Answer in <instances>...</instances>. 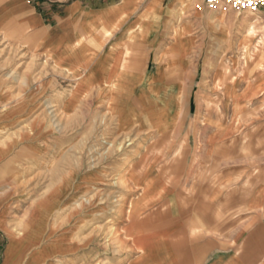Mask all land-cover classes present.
I'll list each match as a JSON object with an SVG mask.
<instances>
[{
	"label": "crops",
	"instance_id": "1",
	"mask_svg": "<svg viewBox=\"0 0 264 264\" xmlns=\"http://www.w3.org/2000/svg\"><path fill=\"white\" fill-rule=\"evenodd\" d=\"M198 7L0 0V264H94L104 177L83 171L82 144L65 131L66 117L77 133L83 116L98 115L118 131L171 137L148 140L153 150L125 175L138 191L132 235L168 249L151 264H264V137L244 139L248 102L264 92L239 81L191 91Z\"/></svg>",
	"mask_w": 264,
	"mask_h": 264
},
{
	"label": "rangeland",
	"instance_id": "2",
	"mask_svg": "<svg viewBox=\"0 0 264 264\" xmlns=\"http://www.w3.org/2000/svg\"><path fill=\"white\" fill-rule=\"evenodd\" d=\"M197 5L202 10L195 11V81L191 91L204 92L215 89L221 92L225 91L229 84L239 81L240 84L245 85L244 92L252 91L250 83L260 84L264 92V10L253 12L235 10L223 4L216 7H208L203 0H197ZM199 7L198 9H200ZM222 7H226L225 13L220 12ZM221 14L224 17L220 20ZM216 22H221V29H218L219 27L215 25ZM218 30L224 31L223 37L222 34H219L222 32ZM219 35L221 36L220 39ZM214 80L218 82L213 85L210 84V81ZM220 102L218 99L201 100V103H204L206 108L214 107L218 109ZM248 103L252 112L244 117V139H252L251 135L254 139H257L259 134H263L262 137H264V130L259 133L264 128V126H261L264 125V116H262L264 111V93ZM192 118V112L182 117L179 123V132H182V135L179 138H188L187 129L192 123ZM66 119H69L67 120L65 131L67 136L73 138L77 134L76 139L82 144L83 171H99L104 177L99 184V209L97 212H93L98 224L92 228L96 253L92 262L94 264H105L104 262L109 261L111 264H151L160 262L161 258L158 256L168 250L166 245L159 242L140 240L138 234L132 235L133 229L131 225L133 224L134 214L129 203L135 200L138 191L132 190L126 184L127 180L125 186L119 183L116 178L119 176V171L125 167L129 158L137 154L138 158H135L131 170L139 169L144 159H146V155L153 150L146 147L148 140L167 139L171 138L170 135L164 133L161 137H158L152 128L141 131H118L115 118L109 115L83 116L82 126H79L76 133L73 129L72 121L70 122L72 118L66 117ZM108 142H112V145H109ZM139 143L142 147L138 146ZM113 144L116 148L113 147ZM125 144L124 149L122 145ZM119 148L120 151H118ZM118 152L120 153L118 154ZM117 197L120 200L113 202ZM90 198V196H84V201H88ZM117 203L119 207L114 206ZM95 208L93 207V210ZM116 219L120 221L118 228L115 225ZM109 225L115 226V233L119 234L120 238L126 239L125 236H129L127 245L122 246V251L119 254L113 253L110 240L105 241L107 239L105 235L106 227ZM139 243L143 244L144 247L140 249ZM140 251L144 253L143 256L132 262V256L130 257V255L139 254Z\"/></svg>",
	"mask_w": 264,
	"mask_h": 264
},
{
	"label": "bare ground",
	"instance_id": "3",
	"mask_svg": "<svg viewBox=\"0 0 264 264\" xmlns=\"http://www.w3.org/2000/svg\"><path fill=\"white\" fill-rule=\"evenodd\" d=\"M223 8H226V7H223ZM250 32V31H249ZM50 113L52 114L53 112H52V110L50 111ZM49 113V114H50ZM57 113V112H56ZM45 114H46V112H45ZM53 115V114H52ZM56 115V114H55ZM63 115V114H62ZM55 117V116H54ZM57 117V116H56ZM111 117V116H110ZM59 119L61 118V117H58ZM53 119H55L56 120V118H53ZM55 120H52V122L53 121H55ZM67 120H69V119H67ZM71 121V120H70ZM47 122V121H46ZM56 122V121H55ZM57 122H59L58 120H57ZM60 124V123H59ZM54 125H55V123H54ZM57 125V124H56ZM134 132V131H133ZM138 133V132H137ZM132 134V133H131ZM138 135V134H137ZM130 136V135H129ZM128 136V137H129ZM134 138V137H133ZM128 140H129V138H128ZM132 140V139H131ZM134 140V139H133ZM116 141V140H115ZM125 141V140H124ZM109 143V142H108ZM112 143V142H111ZM111 143H109V145L111 144ZM114 143V142H113ZM117 143V142H116ZM121 143V142H120ZM128 144H130V143H128ZM140 144V143H139ZM138 144V146H141V144L139 145ZM94 145V144H93ZM112 145V144H111ZM131 145V144H130ZM123 147L122 148H124L125 146H126V144L125 145H122ZM112 147V146H111ZM113 147H115L116 148V146H114V144H113ZM142 147V146H141ZM144 147V146H143ZM130 148V147H129ZM125 149V148H124ZM118 151H120V148H119V150ZM131 151V150H130ZM122 152V151H121ZM120 152H118V154H119ZM127 153V152H126ZM115 154V153H114ZM124 154V153H123ZM136 155V154H135ZM138 156V154L136 155V156H133L132 158H129V160L127 161V163L125 164V167L122 169V170H120L119 171V173H118V177L116 178V179H118V182L119 183H121V184H124L125 185V183H126V179H125V175H127L128 173H129V171L131 170V168L133 167V163H134V161H135V158ZM114 157V156H113ZM117 158H119V157H117ZM116 158V159H117ZM124 158H125V156H124ZM138 158V157H137ZM102 159V158H101ZM127 184V183H126ZM126 186V185H125ZM131 188V187H130ZM118 189V188H117ZM126 190V189H125ZM118 191V190H117ZM114 194V193H113ZM87 199V198H86ZM120 199H118V197L117 198H115L114 200H113V202H118ZM114 206H118V203L116 204V205H114ZM119 207V206H118ZM116 210H117V208H116ZM123 210V209H122ZM128 210V209H127ZM103 215V214H102ZM108 216V215H107ZM102 219V218H101ZM117 220V219H116ZM123 220V219H122ZM125 221H127V220H125ZM122 222V221H121ZM124 222V221H123ZM128 222V221H127ZM120 223V221L119 220H117V222H115V225L117 226V228H118V224ZM105 224V223H104ZM113 224H114V222H113ZM124 224V223H123ZM101 227V226H100ZM101 231H102V229H101ZM122 231H124V230H122ZM116 232V229H115V226L114 225H109V226H107L106 227V238L107 239H105V241H109L110 240V246L112 247V251H113V253H117V254H119L121 251H122V248L125 246V245H127V242H128V238H129V236L128 235H126L125 237H126V239H123V238H120L119 236V234H116L115 233ZM123 233V232H122ZM123 234H125V233H123ZM104 236V235H103ZM132 238V237H131ZM131 242V241H130ZM104 243V242H103ZM109 245V244H108ZM123 246V247H122ZM125 249V248H124ZM130 249H132V248H130ZM134 249H136V248H134ZM143 251V250H142ZM128 252V251H127ZM131 253V252H130ZM141 253V252H140ZM128 254V253H127ZM114 255V254H113ZM119 256V255H118ZM129 256V255H128ZM127 256V257H128ZM130 257H131V255H130ZM128 259V258H127ZM127 262V261H126ZM105 264H111L110 263V261L109 262H104Z\"/></svg>",
	"mask_w": 264,
	"mask_h": 264
},
{
	"label": "built area",
	"instance_id": "4",
	"mask_svg": "<svg viewBox=\"0 0 264 264\" xmlns=\"http://www.w3.org/2000/svg\"><path fill=\"white\" fill-rule=\"evenodd\" d=\"M208 7L223 4L235 10H264V0H203Z\"/></svg>",
	"mask_w": 264,
	"mask_h": 264
}]
</instances>
